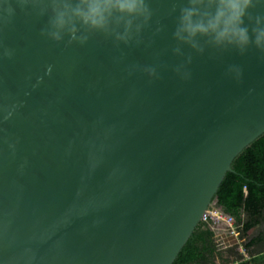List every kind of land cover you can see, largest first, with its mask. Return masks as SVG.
<instances>
[{
	"label": "water",
	"instance_id": "obj_1",
	"mask_svg": "<svg viewBox=\"0 0 264 264\" xmlns=\"http://www.w3.org/2000/svg\"><path fill=\"white\" fill-rule=\"evenodd\" d=\"M182 2L68 44L42 34L51 0H0V264H173L264 135L260 53L175 55Z\"/></svg>",
	"mask_w": 264,
	"mask_h": 264
},
{
	"label": "clouds",
	"instance_id": "obj_2",
	"mask_svg": "<svg viewBox=\"0 0 264 264\" xmlns=\"http://www.w3.org/2000/svg\"><path fill=\"white\" fill-rule=\"evenodd\" d=\"M52 15L49 28L42 34L61 42L65 36L67 43L84 44L88 36L80 37L81 31H109L123 28V34L117 32V39L125 40L134 23L141 27L152 19V9L148 0H51ZM261 0H183L179 6V15L173 32L179 42L173 49L175 55H185L181 45H187L197 53L205 51V45L222 50H234L241 56L251 50L260 53L264 60V15L254 14ZM63 6L61 10L58 5ZM177 10L176 6L172 11ZM142 21V23H137ZM193 57L187 55L183 61L173 67V71L183 80L191 79L188 67ZM149 77L159 78L154 67H146ZM227 74L240 80L243 69L239 65H229Z\"/></svg>",
	"mask_w": 264,
	"mask_h": 264
},
{
	"label": "trees",
	"instance_id": "obj_3",
	"mask_svg": "<svg viewBox=\"0 0 264 264\" xmlns=\"http://www.w3.org/2000/svg\"><path fill=\"white\" fill-rule=\"evenodd\" d=\"M215 204L232 218L243 251L222 249L212 228L221 222L202 220L173 264H264V135L235 158Z\"/></svg>",
	"mask_w": 264,
	"mask_h": 264
},
{
	"label": "crops",
	"instance_id": "obj_4",
	"mask_svg": "<svg viewBox=\"0 0 264 264\" xmlns=\"http://www.w3.org/2000/svg\"><path fill=\"white\" fill-rule=\"evenodd\" d=\"M214 212H218L219 214H221V218H216L215 222L219 223L221 222V224L218 225H213L212 228L214 229L215 232V237L217 242L219 243V245L221 246L222 249H226L232 245L235 244H239V248L241 251H243V247L240 244L241 241L238 239V234H232L231 231L234 230V226H233V222H227L224 220V215H226L223 212V209L219 206H217L216 204L211 208ZM229 216V215H228ZM249 256L245 253V259H248ZM216 264H220V262H217ZM233 264H237V263H233Z\"/></svg>",
	"mask_w": 264,
	"mask_h": 264
},
{
	"label": "built area",
	"instance_id": "obj_5",
	"mask_svg": "<svg viewBox=\"0 0 264 264\" xmlns=\"http://www.w3.org/2000/svg\"><path fill=\"white\" fill-rule=\"evenodd\" d=\"M220 215L221 214H219L218 212H214L212 209H210L209 212L207 213L206 217L204 218V221H207L209 219L215 220L216 218H221ZM224 220L227 222H231L232 218L226 214V215H224ZM234 229H235V227H234ZM231 233L235 234V235L238 234V232H236V230L235 231L232 230Z\"/></svg>",
	"mask_w": 264,
	"mask_h": 264
},
{
	"label": "rangeland",
	"instance_id": "obj_6",
	"mask_svg": "<svg viewBox=\"0 0 264 264\" xmlns=\"http://www.w3.org/2000/svg\"><path fill=\"white\" fill-rule=\"evenodd\" d=\"M214 205H215V204H214ZM214 205H213V206H214Z\"/></svg>",
	"mask_w": 264,
	"mask_h": 264
}]
</instances>
